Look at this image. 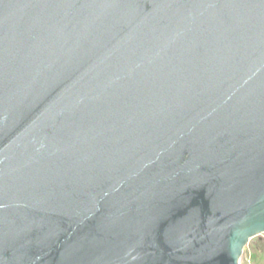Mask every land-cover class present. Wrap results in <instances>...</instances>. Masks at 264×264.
Returning a JSON list of instances; mask_svg holds the SVG:
<instances>
[{
    "label": "water",
    "instance_id": "1",
    "mask_svg": "<svg viewBox=\"0 0 264 264\" xmlns=\"http://www.w3.org/2000/svg\"><path fill=\"white\" fill-rule=\"evenodd\" d=\"M264 233V0H0V264H240Z\"/></svg>",
    "mask_w": 264,
    "mask_h": 264
},
{
    "label": "rangeland",
    "instance_id": "2",
    "mask_svg": "<svg viewBox=\"0 0 264 264\" xmlns=\"http://www.w3.org/2000/svg\"><path fill=\"white\" fill-rule=\"evenodd\" d=\"M240 264H264V233L253 237L246 244Z\"/></svg>",
    "mask_w": 264,
    "mask_h": 264
}]
</instances>
